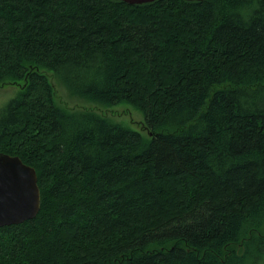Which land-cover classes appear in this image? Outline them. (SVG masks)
<instances>
[{
  "label": "trees",
  "instance_id": "obj_1",
  "mask_svg": "<svg viewBox=\"0 0 264 264\" xmlns=\"http://www.w3.org/2000/svg\"><path fill=\"white\" fill-rule=\"evenodd\" d=\"M142 110L152 137L56 103ZM0 152L41 209L0 264H264V0H0Z\"/></svg>",
  "mask_w": 264,
  "mask_h": 264
},
{
  "label": "water",
  "instance_id": "obj_2",
  "mask_svg": "<svg viewBox=\"0 0 264 264\" xmlns=\"http://www.w3.org/2000/svg\"><path fill=\"white\" fill-rule=\"evenodd\" d=\"M122 1L135 5L155 0ZM40 209L41 189L35 167L18 155L0 152V228L34 219Z\"/></svg>",
  "mask_w": 264,
  "mask_h": 264
},
{
  "label": "rangeland",
  "instance_id": "obj_3",
  "mask_svg": "<svg viewBox=\"0 0 264 264\" xmlns=\"http://www.w3.org/2000/svg\"><path fill=\"white\" fill-rule=\"evenodd\" d=\"M50 82L54 85L56 103L68 110H90L99 113L114 122L139 131L146 140L152 135L146 126L145 114L142 110L128 102L116 105H102L91 100L71 96L59 83L53 73L47 72ZM22 81L0 85V108L17 95L22 88Z\"/></svg>",
  "mask_w": 264,
  "mask_h": 264
}]
</instances>
